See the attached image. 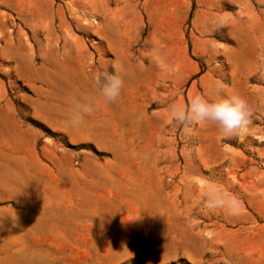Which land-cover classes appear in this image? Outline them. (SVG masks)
<instances>
[{"label": "rangeland", "instance_id": "374dc122", "mask_svg": "<svg viewBox=\"0 0 264 264\" xmlns=\"http://www.w3.org/2000/svg\"><path fill=\"white\" fill-rule=\"evenodd\" d=\"M198 94L247 134L173 123ZM0 264H264V0H0Z\"/></svg>", "mask_w": 264, "mask_h": 264}, {"label": "clouds", "instance_id": "9594fccd", "mask_svg": "<svg viewBox=\"0 0 264 264\" xmlns=\"http://www.w3.org/2000/svg\"><path fill=\"white\" fill-rule=\"evenodd\" d=\"M99 96L105 104L115 102L121 95L124 80L119 69L113 72L100 71L94 77ZM95 102H85L73 97L69 116L64 120L66 127L79 125L85 116L95 110ZM250 108L238 95L219 99L194 95L184 105H176L170 109L173 123L185 128L196 125L213 127L219 138H239L247 134L250 120Z\"/></svg>", "mask_w": 264, "mask_h": 264}, {"label": "crops", "instance_id": "0c3cea01", "mask_svg": "<svg viewBox=\"0 0 264 264\" xmlns=\"http://www.w3.org/2000/svg\"><path fill=\"white\" fill-rule=\"evenodd\" d=\"M134 9L136 10V13H134V33H137V20H138V14H137V3H134ZM129 29H127V27H122V32H127ZM120 32V31H119ZM122 34V33H121ZM122 38V36H121ZM130 45H121L120 46H116L115 48H113V52L115 55V59H116V69H119L121 74L125 73V74H132L134 73V62L130 61V63L128 61H125L123 58L127 56V48ZM25 222H29V223H33L34 221L29 220V221H25Z\"/></svg>", "mask_w": 264, "mask_h": 264}]
</instances>
